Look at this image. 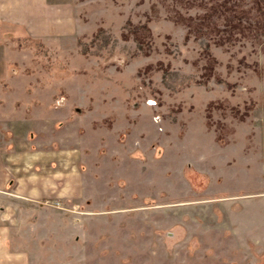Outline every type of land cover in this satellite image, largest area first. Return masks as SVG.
I'll return each instance as SVG.
<instances>
[{"label":"rangeland","instance_id":"1","mask_svg":"<svg viewBox=\"0 0 264 264\" xmlns=\"http://www.w3.org/2000/svg\"><path fill=\"white\" fill-rule=\"evenodd\" d=\"M209 2L47 0L54 35L0 34L6 124L71 156L37 264H264V30L190 33Z\"/></svg>","mask_w":264,"mask_h":264},{"label":"crops","instance_id":"2","mask_svg":"<svg viewBox=\"0 0 264 264\" xmlns=\"http://www.w3.org/2000/svg\"><path fill=\"white\" fill-rule=\"evenodd\" d=\"M53 10L47 0H0V34L12 38L54 35ZM6 122L7 116L0 112V264H37L39 251L47 249L39 246L38 228L34 237L25 224H39L46 200L61 201L70 195L71 156L41 150L27 137V143L23 142L16 136L22 124ZM53 217L57 218L56 213ZM54 218L44 219L50 220L46 227L50 222L55 226Z\"/></svg>","mask_w":264,"mask_h":264},{"label":"trees","instance_id":"3","mask_svg":"<svg viewBox=\"0 0 264 264\" xmlns=\"http://www.w3.org/2000/svg\"><path fill=\"white\" fill-rule=\"evenodd\" d=\"M230 1L210 0L208 6H205V11L198 17L194 19L188 17L183 20L188 31L197 36L212 37L214 42L221 44L226 39H231L235 32L251 36L253 33L256 34L259 29L264 30V0H253L255 7L253 16H250L243 6L237 3H228ZM217 11L225 18L222 28H219L217 22L212 21V16ZM205 50H207V46Z\"/></svg>","mask_w":264,"mask_h":264}]
</instances>
